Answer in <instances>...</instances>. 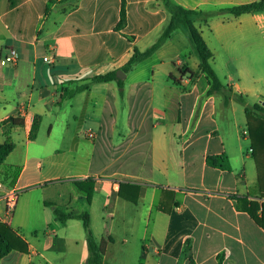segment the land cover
I'll use <instances>...</instances> for the list:
<instances>
[{
  "label": "crops",
  "instance_id": "0c3cea01",
  "mask_svg": "<svg viewBox=\"0 0 264 264\" xmlns=\"http://www.w3.org/2000/svg\"><path fill=\"white\" fill-rule=\"evenodd\" d=\"M172 1L208 13L262 0ZM170 18L160 0H0V145H14L0 168V221L28 245L0 264H89L82 221L61 222L56 211L90 215L96 241L106 243L104 264H178L188 240L191 259L182 264H217L219 255L223 264H264V154L253 155L247 125L241 132L237 101L207 96L180 30L122 69ZM194 25L233 93L264 104L250 68L264 66V10ZM11 48L18 63L3 65ZM119 70L122 86L90 83ZM222 154L231 171L207 164ZM4 167L19 170L14 182L3 180ZM80 182L93 184L91 202ZM10 188L19 197L7 220ZM252 204L263 226L246 212Z\"/></svg>",
  "mask_w": 264,
  "mask_h": 264
},
{
  "label": "trees",
  "instance_id": "16d2710c",
  "mask_svg": "<svg viewBox=\"0 0 264 264\" xmlns=\"http://www.w3.org/2000/svg\"><path fill=\"white\" fill-rule=\"evenodd\" d=\"M162 6L170 13L171 18L167 26L163 29L161 36L155 44L146 49L145 51H140L135 48L129 61L122 68L125 73L129 72L139 63L150 58L158 49H160L171 37L175 31H182L188 38L190 45L194 54L198 57L199 72L206 76L209 83V90L207 96H212L215 94H220L224 98V102L227 105L232 99L244 105L245 114L247 117V125L249 131V137L252 144L253 155L257 156L259 154H264V106L260 104H255L253 106H248L242 95L234 94L231 87L224 85L220 78L218 77L214 67L212 66L213 53L203 39L200 31L195 27L194 20L197 17H202L205 21H209L214 15H219L223 13L232 14L234 16H240L246 13H251L254 11L264 10V0L237 7H228L222 9H215L204 13L202 11H193L185 9L184 7L176 4L172 0H160ZM126 25V11L124 5L121 10V21L116 27V30L121 31ZM191 76L196 74L188 71ZM117 81L119 86L122 83L117 78L116 72H111L106 75H99L91 79L90 83H103ZM89 88V84L81 85L77 87L74 93L82 92ZM37 127L34 126L32 130V138H35V132ZM14 148L13 143L7 138L6 142L0 145V168L3 167V163L6 158L12 152ZM207 164L211 167H216L224 171H231L230 162L225 154L219 156H210L207 158ZM19 175V170L13 167H4V181L7 182L15 179ZM77 185L86 192L87 199L91 202L93 184L90 182L88 185L86 183H77ZM253 206V204H252ZM246 212L256 221L260 226L262 222L257 216V210L254 208H246ZM57 219L61 222H66L70 219H79L83 223L84 230L87 236V245L89 250V264H104L105 248L106 243L102 241L98 243L95 239L91 228L90 215L88 213H83L79 215L75 214H65L60 211H56ZM12 252L28 253V245L22 240L9 225L2 223L0 221V260L8 256ZM186 258L191 259V243L188 240L186 248L184 250V255L178 262L182 264V261ZM224 256L219 255L217 259V264H223ZM191 264L193 262L191 261Z\"/></svg>",
  "mask_w": 264,
  "mask_h": 264
},
{
  "label": "rangeland",
  "instance_id": "374dc122",
  "mask_svg": "<svg viewBox=\"0 0 264 264\" xmlns=\"http://www.w3.org/2000/svg\"><path fill=\"white\" fill-rule=\"evenodd\" d=\"M215 68H216V71L218 73V77L221 79L222 83L224 85H227L226 84L227 83V79H226L227 74H226V72L224 70V67L220 66V65H217ZM235 68H238V67H234L233 69H235ZM250 68H251V75H253V77H254L256 87H258L259 90H261V92H264V66H251ZM235 80L238 81V77L237 76H236ZM245 101H246V104L248 106H253V105L256 104L252 98H246ZM257 104H260V105L264 106V104L261 103L260 101ZM236 108H237V111H236L235 115H236V118L239 121L240 130H241V132H243V129H245L246 125H247L244 105H242L241 103L237 102L236 103ZM232 114L233 113L230 110H228L226 112V116H231ZM224 120H226V122L229 124L228 117H226V119H224ZM241 134H243V133H241ZM241 138H242L243 144L245 145V150L249 149L250 148V141L249 140H243V138H244L243 135L241 136Z\"/></svg>",
  "mask_w": 264,
  "mask_h": 264
},
{
  "label": "built area",
  "instance_id": "2783aa9c",
  "mask_svg": "<svg viewBox=\"0 0 264 264\" xmlns=\"http://www.w3.org/2000/svg\"><path fill=\"white\" fill-rule=\"evenodd\" d=\"M19 55L15 49H9L7 54L1 58V63L3 65H16L18 63ZM44 61L47 63H51V58L46 56L44 57ZM91 137V134H89ZM0 189H4V184L0 183ZM19 197V192L16 189H7L6 194L4 196L6 203V218L7 220H11L14 209L17 204V200Z\"/></svg>",
  "mask_w": 264,
  "mask_h": 264
},
{
  "label": "water",
  "instance_id": "95a60500",
  "mask_svg": "<svg viewBox=\"0 0 264 264\" xmlns=\"http://www.w3.org/2000/svg\"><path fill=\"white\" fill-rule=\"evenodd\" d=\"M120 74H123V75H124V72L121 71V70H119V71L117 72V76L119 77Z\"/></svg>",
  "mask_w": 264,
  "mask_h": 264
}]
</instances>
